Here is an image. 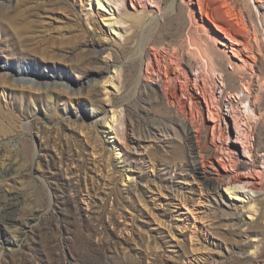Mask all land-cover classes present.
Segmentation results:
<instances>
[{
  "label": "rangeland",
  "instance_id": "1",
  "mask_svg": "<svg viewBox=\"0 0 264 264\" xmlns=\"http://www.w3.org/2000/svg\"><path fill=\"white\" fill-rule=\"evenodd\" d=\"M0 2V264H264V177L251 220L226 195L199 204L186 133L209 170L262 174L264 0H110L117 37L96 0ZM26 57L34 86L2 66ZM177 190L206 236L183 228Z\"/></svg>",
  "mask_w": 264,
  "mask_h": 264
},
{
  "label": "bare ground",
  "instance_id": "2",
  "mask_svg": "<svg viewBox=\"0 0 264 264\" xmlns=\"http://www.w3.org/2000/svg\"><path fill=\"white\" fill-rule=\"evenodd\" d=\"M81 5L83 6L87 0H80ZM97 1V6L95 9V16L97 18H100L102 21V24L107 28V31L109 34L112 36L117 37L119 35V30L123 29V25L121 21L115 17V8L113 7V4L110 3V0H96ZM254 1V0H253ZM90 2V1H89ZM261 2V1H258ZM1 3V2H0ZM93 3V2H92ZM262 5V4H261ZM255 11L257 14L258 13V8L255 6ZM13 14V13H12ZM259 17V16H258ZM104 34L106 33V29L103 30ZM107 32V33H108ZM106 41V40H105ZM11 42V41H9ZM10 45V44H9ZM12 47H17L19 48L18 50H21L22 54H28V53H33L35 52V55H37L36 51H38L35 48H30L25 45H18V42L12 43ZM11 46H8L9 51H12L13 48ZM33 49V51H32ZM41 51V50H40ZM31 55V54H29ZM27 58V57H26ZM50 57H46L44 51H41V59H48ZM5 64H3L4 70H9L12 71V73H9L6 71L7 76L10 74H13L14 76L16 75L17 77H21L19 80L20 82L26 81L27 83H30L31 86L36 85V81L31 79V76L33 72H36V69L32 68L36 65V59H31L27 58L26 60L20 61V62H11L8 60L4 61ZM142 66H143V59H142ZM145 67V65H144ZM32 72V73H31ZM82 72V71H81ZM39 74V73H38ZM37 77V76H36ZM38 78H36L37 80ZM112 79V78H111ZM38 81V80H37ZM93 82V81H92ZM140 83V81H139ZM109 86L111 88H114V79L113 81L110 82ZM225 87V85H223ZM196 93L198 96H203V100L208 108L209 112V120L214 123L213 130L215 129V124L216 122L219 121V118L221 117L219 113L214 112L213 110L210 109L209 103H208V98L206 95H204L205 89L202 88V90L196 86L195 88ZM205 93H204V92ZM243 99V98H241ZM245 100V99H243ZM229 115V114H228ZM230 117H235V114L229 115ZM226 116H224L225 119ZM117 115L114 114L113 117L110 119L105 120L106 122V128L109 130L107 132L112 133V131L115 130V126L117 123ZM236 122V121H235ZM236 125V123H235ZM225 126L228 128V124L225 123ZM187 138L191 144H194V149L195 146L198 149L197 151H193L192 154H194V161H193V167H192V173H193V179L198 184L200 185L201 190L199 193V204L201 203H206L204 202L203 198L205 197L207 201L211 198L219 197L222 201L227 200L225 199V195L228 196V201L223 202V204L232 210V213H235L237 215L238 213H245L247 214V218L250 219L252 217V214H255V205H253V201L255 200L254 198V191L256 190V185H259L260 182L262 181L264 177V169L262 171V174H260L256 169H251V167H248L247 172L245 173H238L236 170H227L226 168L230 167L232 164H224L223 166V172L219 173L218 170H209L208 163L205 159V157L201 154V151L199 150L198 146V137L196 130L194 129H187ZM109 139L111 140L110 144L111 145H116L118 142V139L110 136ZM230 142V138H229ZM122 143V142H121ZM119 144L120 150L122 151H130L131 149L126 147L123 143ZM238 145H236V152H234L236 156V163H242L246 164L247 160L250 161V164L247 165H253L255 163L254 156L252 150H250L249 146H247V138L243 137V135H239L237 140L233 142ZM124 145V146H123ZM239 145L242 147V152L241 149H239ZM138 146V145H137ZM137 146H134V149L137 150ZM238 151V152H237ZM198 156V157H197ZM234 157V156H233ZM232 157V158H233ZM120 158V157H119ZM246 159V160H245ZM227 161V159L225 160ZM231 161V159H229ZM231 164V165H230ZM233 167V166H232ZM211 168V167H210ZM236 168V166H235ZM233 168V169H235ZM213 169V168H211ZM216 169V168H215ZM229 169V168H228ZM131 171V170H129ZM224 194V195H223ZM176 204L179 205L180 209L177 212L179 217L183 221V228L186 230L191 231V236L190 239L192 240L194 237L198 238L199 236L205 235V226L201 225L199 221L200 218V213L204 212V209L200 208L199 206H191V199L188 198L182 191H176ZM190 199V200H189ZM210 201V200H209ZM208 201V202H209ZM198 204V205H199ZM255 216V215H254ZM238 217V216H237ZM253 218V217H252ZM251 220V219H250ZM156 221V220H155ZM199 221V222H198ZM157 222V221H156ZM182 228V227H181Z\"/></svg>",
  "mask_w": 264,
  "mask_h": 264
}]
</instances>
